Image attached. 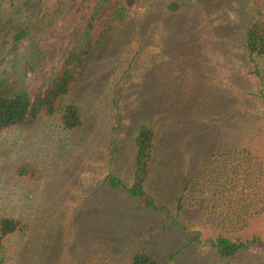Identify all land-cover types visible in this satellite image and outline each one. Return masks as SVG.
Returning a JSON list of instances; mask_svg holds the SVG:
<instances>
[{
	"label": "rangeland",
	"instance_id": "obj_1",
	"mask_svg": "<svg viewBox=\"0 0 264 264\" xmlns=\"http://www.w3.org/2000/svg\"><path fill=\"white\" fill-rule=\"evenodd\" d=\"M262 7L0 0V92L34 97L68 48L103 30L63 100L80 125L64 131L55 113L0 133V216L21 225L2 264H127L138 250L159 264H264V57L253 66L243 48ZM141 123L153 130L155 208L103 183H129ZM217 236L247 244L221 258Z\"/></svg>",
	"mask_w": 264,
	"mask_h": 264
},
{
	"label": "trees",
	"instance_id": "obj_2",
	"mask_svg": "<svg viewBox=\"0 0 264 264\" xmlns=\"http://www.w3.org/2000/svg\"><path fill=\"white\" fill-rule=\"evenodd\" d=\"M121 7L129 8L136 0H117ZM256 8H263L264 0H252ZM167 8L174 11L177 3L172 2ZM93 29V23H88ZM100 28L97 35L87 38L78 45L68 48L63 56L59 71L48 85L30 98L25 92H0V133L13 127L32 125L40 116L58 114L59 127L64 131L77 128L81 122V113L75 102L63 104V100L83 77L95 46L102 36ZM243 48L253 66L258 58L264 57V12L255 14L245 27ZM257 74V71H255ZM153 149V130L144 123L136 126L133 137L132 170L128 184L112 174L103 178V183L110 189H122L131 198L138 199L145 208H155L153 200L145 191L150 170ZM188 179H183V187L187 189ZM178 199L177 201H179ZM180 206V205H179ZM21 230L20 222L9 216H0V264H2L3 240ZM245 242L230 240L225 236H217L211 241L217 255L227 258L246 247ZM127 264H159L158 260L144 250L130 254Z\"/></svg>",
	"mask_w": 264,
	"mask_h": 264
}]
</instances>
